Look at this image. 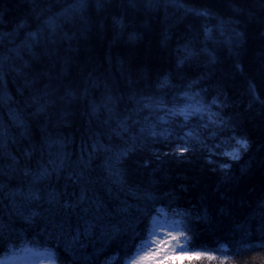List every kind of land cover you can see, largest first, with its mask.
I'll return each mask as SVG.
<instances>
[{"label": "snow or ice", "instance_id": "snow-or-ice-1", "mask_svg": "<svg viewBox=\"0 0 264 264\" xmlns=\"http://www.w3.org/2000/svg\"><path fill=\"white\" fill-rule=\"evenodd\" d=\"M24 7L25 15L15 23L0 7V109H7L0 121V196L15 208L14 216L0 217V245L9 243L17 228L34 226L66 250L79 252L76 264H97L99 254L110 255L106 264H122L133 205L121 197L132 191L130 177L139 170L130 165L145 172L151 167L149 159L133 161L138 140L163 142L173 149L165 157L184 161L194 152L184 143L193 135V123L211 127L213 136L226 137L224 143L235 142L232 151L204 157L209 171L226 182L251 153L253 140L241 131L239 118L259 105L264 121V0H27ZM160 13L167 25L157 45L168 63L156 70L151 59L137 62L119 49L141 48L153 15ZM180 25L183 35L175 31ZM252 25L261 41L259 77L249 75L243 59ZM95 40L103 43L100 53ZM223 49L230 71L218 78ZM237 78L251 101L240 112L226 103L230 81ZM205 114L208 123L201 125ZM201 146L206 147L203 141ZM221 155L227 159L215 158ZM252 166L249 161L241 173ZM101 173L110 180L103 188ZM132 195L138 201L153 199ZM136 211L144 208L137 204ZM218 211L230 215L232 210ZM210 212L205 209L206 217ZM216 243L223 252L264 248V220L258 228H241L239 239L234 235ZM89 248L95 249L91 256ZM46 255L55 258L50 250ZM15 258L5 256L0 264ZM198 258L228 264L216 251L203 250Z\"/></svg>", "mask_w": 264, "mask_h": 264}, {"label": "trees", "instance_id": "trees-1", "mask_svg": "<svg viewBox=\"0 0 264 264\" xmlns=\"http://www.w3.org/2000/svg\"><path fill=\"white\" fill-rule=\"evenodd\" d=\"M26 2L27 0H0V7L7 8L6 19L15 23L25 15L24 6ZM60 2L63 3V0H60ZM201 2H204V0H191V3L194 4ZM213 2L219 4L222 0H213ZM164 16V13H160L159 16L153 15L151 26L148 28L147 38L141 48L129 49L127 46H122L119 51L137 62H146L151 59L156 70L166 67L168 63L167 55L160 54L157 45L160 32L167 25ZM175 31L178 35H183V25L178 26ZM93 44L98 53L103 51V43L101 41L95 40ZM11 46L9 45V47ZM260 48L261 41L258 29L255 25H252L249 28V43L243 56L244 62L248 66L249 75L259 77L257 53ZM220 56L222 63L217 68L216 75L218 78L224 77L225 73L230 71L231 64L226 49L220 50ZM230 84L231 87L228 89L229 96L239 104L238 107L233 106L232 110L240 112L246 107L250 97L241 96L245 85L240 78L230 81ZM15 87V82L10 78L9 88L14 90ZM262 91H264V88H262ZM241 101L243 102L241 103ZM215 110L213 108V111ZM259 111V105H257L255 111L245 112L239 118L241 131L249 134L253 140V149L249 156L243 159L241 164L235 165L231 182H226L222 176L212 173L205 166V156L212 153H223L233 148L235 143L232 141L226 144L223 142L226 137L217 138L213 136L211 127L205 129L193 123L191 128L193 135L192 137H185L184 143L190 149L195 147L198 151L193 152L184 161L171 156L165 157L163 154L170 153L173 149L167 147L163 142H153L151 137L138 140V151L133 161L139 160L142 164L144 159H149L151 167L145 172L139 168L138 164L131 162V168L139 170L135 171L130 177L132 191L126 190L121 197L122 199L126 198L133 205L131 209L132 215L128 218V223L136 226L137 218L141 216V212L136 211V205L139 204L143 208L151 201L147 198L138 201L132 195V192H135L137 196L148 194L152 198L160 197L164 192H167V199L176 207L177 211H188L193 217H199L198 220L193 222L199 232L196 243L198 245H212L215 243V247L201 250L216 251L218 257L226 255L228 264H264V248L251 253L223 252L217 251L220 245L216 243L217 241L223 242L225 238H232L234 235L236 239H239L241 228H258L262 220H264V207H262L264 205V165L260 164L261 159L264 158V121L261 120ZM6 117L7 109H0V121L5 120ZM204 123H208L206 114L205 120L201 121V125ZM163 130V127H158L157 129L158 132ZM169 130L171 131V129ZM188 130L185 129L184 131ZM11 131H14V129H10ZM201 141L206 147L201 146ZM117 143L119 142L117 141ZM217 145H219L218 148ZM176 146L179 147L180 144L177 143ZM154 152H158L161 155V159L156 160ZM215 158L221 161L227 159L222 155ZM249 161L253 164L252 168L246 174L241 173V167L247 166ZM108 183H110V180L106 174L101 173L100 187L103 188ZM182 185L183 187H181ZM19 199L17 197V200ZM208 207H210L211 212L206 217L205 209ZM220 207L231 208V214L224 215L219 213ZM6 213L14 216L15 208L10 199H4L0 196V217L5 216ZM165 215L170 220L172 219L173 222H179L181 219V217L169 216L166 212L162 216ZM126 239L125 237L124 243ZM94 252L95 249L89 248L88 255L91 256ZM77 254L80 255L79 252ZM109 260L110 255L99 254L97 264H106ZM86 264H91V261L86 262Z\"/></svg>", "mask_w": 264, "mask_h": 264}, {"label": "clouds", "instance_id": "clouds-1", "mask_svg": "<svg viewBox=\"0 0 264 264\" xmlns=\"http://www.w3.org/2000/svg\"><path fill=\"white\" fill-rule=\"evenodd\" d=\"M12 80L15 82L14 78ZM241 96H248L246 86ZM226 103L231 107L239 106L237 101L231 98ZM195 151L198 149L194 147ZM167 197L168 193L164 192L162 196L153 198L143 207L144 211L137 218L136 226H132L131 231L126 230L127 239L124 243L126 257L122 264H206L199 260L198 253L203 251L201 249L215 247V243L198 245L196 241L199 232L193 222L199 218L193 217L188 211H177ZM161 208L164 212L158 211ZM165 212L172 217H181L180 221L154 225L153 218ZM36 244L48 247L55 254L54 259L40 260L39 264H76L80 257L78 252L73 254L66 250L59 239L51 240L43 230H37L34 226L17 228L13 239L7 244L0 245V254L3 257L17 255L18 252L29 249V245Z\"/></svg>", "mask_w": 264, "mask_h": 264}, {"label": "rangeland", "instance_id": "rangeland-1", "mask_svg": "<svg viewBox=\"0 0 264 264\" xmlns=\"http://www.w3.org/2000/svg\"><path fill=\"white\" fill-rule=\"evenodd\" d=\"M232 149H233V148H231V149H229V150H226V151H232ZM226 151H225V152H226ZM14 264H21V263L16 262V263H14Z\"/></svg>", "mask_w": 264, "mask_h": 264}]
</instances>
